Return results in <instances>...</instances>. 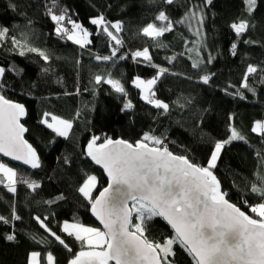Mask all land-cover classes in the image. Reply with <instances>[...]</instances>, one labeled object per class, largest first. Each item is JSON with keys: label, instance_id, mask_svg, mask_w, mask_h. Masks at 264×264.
<instances>
[{"label": "trees", "instance_id": "obj_1", "mask_svg": "<svg viewBox=\"0 0 264 264\" xmlns=\"http://www.w3.org/2000/svg\"><path fill=\"white\" fill-rule=\"evenodd\" d=\"M193 12L199 31L188 24ZM161 15L171 29L146 35ZM75 22L90 34L84 47L58 31ZM144 51L149 58L135 56ZM0 67V94L26 108V139L40 157L35 171L3 161L16 170V185L0 183V264H28L32 253L42 264L48 255L68 264L89 250L62 224L99 229L91 207L108 183L85 154L96 138L146 142L210 169L227 199L261 221L253 209L264 202V129L256 132L264 123V0H0ZM158 76L154 98L166 109L144 102L133 85ZM46 116L71 121L69 137L44 126ZM93 174L98 189L86 199L80 190ZM141 207L132 230L163 262L198 264L172 228Z\"/></svg>", "mask_w": 264, "mask_h": 264}, {"label": "water", "instance_id": "obj_2", "mask_svg": "<svg viewBox=\"0 0 264 264\" xmlns=\"http://www.w3.org/2000/svg\"><path fill=\"white\" fill-rule=\"evenodd\" d=\"M27 117L24 105L0 94V159L35 171L40 157L26 139ZM85 154L108 183L91 207L106 244L68 264H165L157 247L132 230L136 202L158 214L198 264H264V223L231 203L210 169L168 148L122 139H93Z\"/></svg>", "mask_w": 264, "mask_h": 264}, {"label": "rangeland", "instance_id": "obj_3", "mask_svg": "<svg viewBox=\"0 0 264 264\" xmlns=\"http://www.w3.org/2000/svg\"><path fill=\"white\" fill-rule=\"evenodd\" d=\"M256 0H247L248 6H251L255 4ZM160 26L155 27V26H150L148 27L144 33L150 37H153L155 39H158L161 37L163 32L166 30L171 29V24L167 21V19L161 15L158 18ZM94 24L98 26V28L102 27L104 24V20L102 17H98L95 19ZM188 24L189 26L196 31H199V27L201 24V16L197 12H193L191 16L188 19ZM73 31L69 34L68 38L76 43L79 47H84L90 42V34L83 28V26L80 23H73ZM114 26L116 29L119 30L120 23H115ZM107 30V29H106ZM140 53V54H139ZM148 52H138L135 54L136 57L144 58H149V55H147ZM3 76V69L0 67V81ZM157 78H152V79H142V78H135L133 81L134 87L140 92L141 99L144 102H147L149 104H152L154 107L157 108H167V104L164 102L157 100L154 98V86L157 82ZM113 88H115L118 91H121V87L118 83L108 80L107 81ZM131 105L128 103L126 109H130ZM43 125L52 130L53 132L57 133L60 137L62 138H68L73 126V123L71 121H67L55 116H46L43 120ZM264 129V123L260 124L256 127L257 131H261ZM225 146V143H219L218 146L216 147L213 156L210 160V165L215 166L219 156L223 150V147ZM1 180L7 187L13 191L16 185V170L9 166L8 164L4 163L2 160H0V183ZM99 185V178L97 175L93 174L88 176L86 179L85 183L83 184L80 192L81 194L86 198V199H91L95 192L98 189ZM133 211H139V209L143 208L141 207L140 202H136L133 206ZM258 216L261 218V222L264 223V206L262 203L257 204L254 206L253 209ZM66 224V223H65ZM70 224H75V223H70ZM138 229V228H137ZM102 232V231H101ZM137 233L140 234V232L137 230ZM84 234L82 233V236ZM104 235V234H103ZM87 236V234H86ZM105 236V235H104ZM74 240L76 238L72 237ZM104 238V242H105ZM103 240H99L98 238L92 237V238H87L85 241V246L89 248V250H95V249H101L104 247ZM80 241V240H79ZM28 264H42L40 254L39 253H32L29 257V262ZM46 264H54V259L51 255H48L46 257Z\"/></svg>", "mask_w": 264, "mask_h": 264}, {"label": "crops", "instance_id": "obj_4", "mask_svg": "<svg viewBox=\"0 0 264 264\" xmlns=\"http://www.w3.org/2000/svg\"><path fill=\"white\" fill-rule=\"evenodd\" d=\"M146 57L147 56H145L144 59H147ZM256 132L258 133V131H256ZM262 204L264 206V203H262ZM62 231L66 235L76 238V240H78V241L79 240L85 241L87 238H92V237L98 238L99 240H103L105 238V236L103 235L101 230H99L97 228H93V227H87V226L79 225V224H70V223L65 224L64 223V224H62ZM82 233L84 234L83 236H82ZM86 234H87V236H86ZM103 243L105 246L106 239H105V242L103 240Z\"/></svg>", "mask_w": 264, "mask_h": 264}, {"label": "built area", "instance_id": "obj_5", "mask_svg": "<svg viewBox=\"0 0 264 264\" xmlns=\"http://www.w3.org/2000/svg\"><path fill=\"white\" fill-rule=\"evenodd\" d=\"M58 31H59L60 33H61V32H62V33H65V32H67V33L70 32V33H71V32L73 31V28H72L70 25H67L66 28H65V31L63 32V31L61 30V26H59ZM70 33H69V34H70ZM103 138H105V136H103ZM72 240H74V239L72 238Z\"/></svg>", "mask_w": 264, "mask_h": 264}]
</instances>
